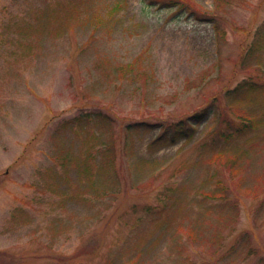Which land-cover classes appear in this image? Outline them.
<instances>
[{"label":"rangeland","instance_id":"obj_1","mask_svg":"<svg viewBox=\"0 0 264 264\" xmlns=\"http://www.w3.org/2000/svg\"><path fill=\"white\" fill-rule=\"evenodd\" d=\"M262 27L264 0H0V264H264V104L227 97L264 92Z\"/></svg>","mask_w":264,"mask_h":264},{"label":"trees","instance_id":"obj_2","mask_svg":"<svg viewBox=\"0 0 264 264\" xmlns=\"http://www.w3.org/2000/svg\"><path fill=\"white\" fill-rule=\"evenodd\" d=\"M179 1H181V0H168V4H172V3H173V5L178 4ZM179 8H182V9L185 8L190 13H193L191 8L187 4H185L184 6L181 4V6H179ZM212 14H213V17H211L210 20H212L214 22V24L217 25L218 23H216V21H215L216 15L214 13H212ZM262 44H264V27H262V29L260 30V36H258L257 40L253 42L252 47L250 48V52L248 54V57L255 55L258 52L257 49H260ZM127 71L133 72V67L131 65H129L127 67ZM119 72L121 73L120 70H119ZM128 76H130V75H128ZM259 88H260V85H255L254 83L250 84L248 82H244L243 84L237 85L234 89L228 90L227 97L231 101H234V102L230 103L229 106L230 107H236L238 109V108H241V107H244L247 105H251V104H257V103L264 104V92L258 93ZM207 113H208V109L205 108L202 111L195 113L190 118L197 120V121H200L203 119L204 116H206ZM242 116H244L246 122L242 121V122L238 123V122L232 121V124L235 126H232L231 124H230L231 126H229L227 124V127H228L227 129H231L233 127H236L235 130H237V132H239V134H242V133H247L249 130H255L256 127H258L257 121H255V124L254 123L251 124L250 122H253L251 119H249L248 117H246L243 114H242ZM144 124H146V126L150 127L151 129L155 127L154 125H149L148 123L142 122V125H144ZM237 125H239V126L237 127ZM193 126H195V125L188 124V123L187 124L181 123L180 126H174L175 129H173V130L170 129L168 127V125L162 126L161 129H163V132H162L161 136L159 138H157L156 140H154L152 145L154 146V145H158V144H168V142L175 141L180 136H185L188 140H190L191 137L193 136V132H194ZM131 131H133V130H130V128H129L128 133H127L128 140H131V137H130ZM232 136H234V133H232V134L229 133V137L232 138ZM227 164H230L233 169H237L238 159L230 157V158H228ZM249 191H250L249 189H246V193H248ZM222 199L225 200V197ZM232 208L234 210L231 212L233 214H238V208H239L238 202H236V206H234ZM236 247H237V245L232 249L233 252L236 250ZM247 254H248V252H247Z\"/></svg>","mask_w":264,"mask_h":264}]
</instances>
